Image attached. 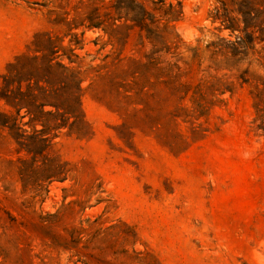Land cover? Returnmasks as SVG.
<instances>
[{
  "label": "rangeland",
  "instance_id": "374dc122",
  "mask_svg": "<svg viewBox=\"0 0 264 264\" xmlns=\"http://www.w3.org/2000/svg\"><path fill=\"white\" fill-rule=\"evenodd\" d=\"M136 1L157 37L127 1L0 0V83L25 93L42 55L76 73L41 101L57 110L0 99L19 132L49 138L32 166L0 127V264H264V131L209 46L234 34L213 0Z\"/></svg>",
  "mask_w": 264,
  "mask_h": 264
},
{
  "label": "trees",
  "instance_id": "16d2710c",
  "mask_svg": "<svg viewBox=\"0 0 264 264\" xmlns=\"http://www.w3.org/2000/svg\"><path fill=\"white\" fill-rule=\"evenodd\" d=\"M111 1L114 9L127 1L133 11H135L134 16L129 19L133 25L145 33V38L153 39L157 37L154 28H156L155 25L158 23V20L151 13L145 11L143 1ZM150 3L152 5V11L160 10L162 4L160 0H157L156 3ZM213 3H217L218 6H213L211 10V21H217L221 29L227 30L229 35L234 34V38L232 41L219 39V41L211 43L209 46L215 49L213 54L217 53L221 55V61H223L221 63L234 72L233 78L235 81L239 85L245 84L252 89L251 96L254 101L253 106L255 111L253 122L257 121L256 128L264 131V0H226V2L213 0ZM101 23L102 21H99L94 26L100 25ZM152 25L154 28H151ZM257 44L260 46L255 49V45ZM54 53V51L49 50L48 56L51 57ZM53 59L45 60L44 55L29 59L33 70H30L31 72L28 74V81L32 80L33 83L27 82L25 89L27 91L25 93L20 91V82L22 81L20 78L12 75L2 77L0 83V99L4 101L5 105L19 110L24 107L21 106L20 101L28 97L34 108H40L41 110L43 106L50 105L57 110L58 105L54 104V102L48 104L47 102L41 101L46 98H51V96L57 101L56 97L60 96V93L65 90L68 84L73 83L72 81L75 79L76 73H71V71H68L66 67L58 62L51 64ZM246 59H248L246 67L243 70H238L237 65ZM37 60H40L41 65L37 63ZM173 66L171 65L170 68L178 70L177 67ZM250 66L256 67L261 72L257 74L254 71H249ZM67 72H70L69 75H67ZM13 83L15 85L14 88H12ZM40 83L42 85H39ZM78 83L79 80H77L76 84ZM230 86L231 83H228V85H224V88L230 89ZM28 90L31 91L29 92ZM76 90L79 91L77 86ZM33 91L36 92L33 93ZM68 96L73 95L68 93ZM37 101L38 103H36ZM40 110L38 111L39 113L41 112ZM26 115H33L28 106H26ZM45 115H49V113ZM35 121L38 120L35 118L30 120V122ZM39 123L42 127L46 125L42 121ZM0 127L9 130L11 138L18 147V150L31 156L30 164L32 166L36 162V157L48 149L49 138L46 136V126L42 130L32 129L30 135L26 136L24 135V131L19 132L15 119L0 116ZM58 127L56 126L55 128ZM40 166H44V162ZM82 256L84 258L88 257L86 254Z\"/></svg>",
  "mask_w": 264,
  "mask_h": 264
}]
</instances>
